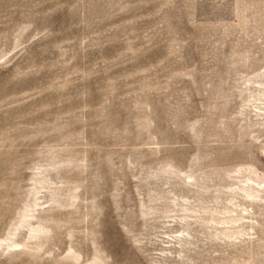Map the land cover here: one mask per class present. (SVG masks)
<instances>
[{"label": "rangeland", "instance_id": "374dc122", "mask_svg": "<svg viewBox=\"0 0 264 264\" xmlns=\"http://www.w3.org/2000/svg\"><path fill=\"white\" fill-rule=\"evenodd\" d=\"M0 264H264V0H0Z\"/></svg>", "mask_w": 264, "mask_h": 264}]
</instances>
